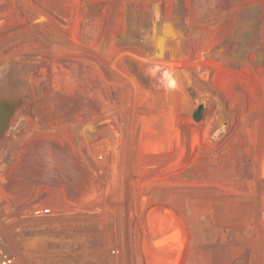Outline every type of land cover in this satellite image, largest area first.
<instances>
[{
  "label": "rangeland",
  "instance_id": "rangeland-1",
  "mask_svg": "<svg viewBox=\"0 0 264 264\" xmlns=\"http://www.w3.org/2000/svg\"><path fill=\"white\" fill-rule=\"evenodd\" d=\"M0 108V264H264V0H0Z\"/></svg>",
  "mask_w": 264,
  "mask_h": 264
},
{
  "label": "water",
  "instance_id": "water-1",
  "mask_svg": "<svg viewBox=\"0 0 264 264\" xmlns=\"http://www.w3.org/2000/svg\"><path fill=\"white\" fill-rule=\"evenodd\" d=\"M205 108H206V105L202 103L201 101L195 102V110H194L193 118L196 122H201ZM10 118H11V113L7 111L6 109L0 108V138L2 137L5 130L7 129ZM226 133H227V130L222 128L216 132V134L214 135V138L216 140L222 139L225 137Z\"/></svg>",
  "mask_w": 264,
  "mask_h": 264
}]
</instances>
